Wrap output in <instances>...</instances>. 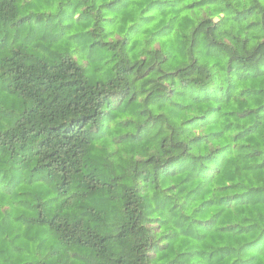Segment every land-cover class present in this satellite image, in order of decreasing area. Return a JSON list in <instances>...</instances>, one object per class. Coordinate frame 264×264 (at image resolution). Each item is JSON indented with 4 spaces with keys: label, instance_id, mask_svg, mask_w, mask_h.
I'll use <instances>...</instances> for the list:
<instances>
[{
    "label": "clouds",
    "instance_id": "obj_1",
    "mask_svg": "<svg viewBox=\"0 0 264 264\" xmlns=\"http://www.w3.org/2000/svg\"><path fill=\"white\" fill-rule=\"evenodd\" d=\"M0 264H264V0H0Z\"/></svg>",
    "mask_w": 264,
    "mask_h": 264
}]
</instances>
